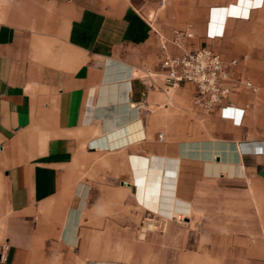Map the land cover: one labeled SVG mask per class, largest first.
Instances as JSON below:
<instances>
[{
	"label": "crops",
	"instance_id": "0c3cea01",
	"mask_svg": "<svg viewBox=\"0 0 264 264\" xmlns=\"http://www.w3.org/2000/svg\"><path fill=\"white\" fill-rule=\"evenodd\" d=\"M17 2L0 21V264H225L201 202L205 185L218 178L264 191V0ZM188 29L192 37L178 48L173 33ZM203 48L237 60L233 73L258 93L233 94L208 111L193 105L192 85L165 90L164 49ZM184 93L189 116L202 124L191 133L171 118L187 103ZM160 140L178 142L174 151L199 160L202 171L194 170L185 217L155 214L164 235L141 233L139 241L138 222L149 210L138 198V157L152 158ZM188 141L226 145L204 150ZM108 168L109 184H120L111 195L115 208H91ZM124 169L132 182L123 181ZM124 185L141 209L126 224ZM107 212L113 234L90 227ZM173 220L181 224H167ZM193 234L200 235L191 245ZM242 245L238 254L250 263L226 264H264V241Z\"/></svg>",
	"mask_w": 264,
	"mask_h": 264
},
{
	"label": "rangeland",
	"instance_id": "374dc122",
	"mask_svg": "<svg viewBox=\"0 0 264 264\" xmlns=\"http://www.w3.org/2000/svg\"><path fill=\"white\" fill-rule=\"evenodd\" d=\"M18 4L17 0H7L6 2H2L0 0V21L8 18L12 11L14 10L15 5ZM16 8V7H15ZM176 96L178 97L177 91ZM183 96L187 103L180 108V111L172 114L171 118L176 122V124L183 123L185 124V129L188 132H193L195 129V124L201 126V123L194 121L193 116H189V103L188 97L184 93ZM187 97V98H186ZM157 109L156 107L154 108ZM186 110V112H185ZM158 111V110H156ZM189 142H196L201 144L206 150V147L218 145V146H225L221 142L216 141H188ZM200 145V146H201ZM129 170L124 169L123 171V181L124 182H132ZM107 181L106 184L102 185H95L93 188V194L90 200L91 208H99V209H114L115 206L111 199L113 197L115 185L120 187L119 181L117 184H109L110 179L114 180L113 169L108 168L107 174ZM124 185V191L126 195L121 199L120 208L125 210L124 212V222L123 224L129 223L131 219V212L132 214L136 213L137 210H140L139 207H132L131 203L134 199L131 189H128ZM135 192V191H134ZM133 192V193H134ZM203 200L201 204L205 209V213L203 216V224L206 228H210L212 231L209 233L215 240L220 242V248L218 249V253L220 254V262H226L235 260L236 262H249L241 254H238L239 251H242L240 247H242L243 242H260L264 241V191L261 187L254 185L250 182H233L231 180H222L218 178L210 183H207L204 187L203 191ZM103 194L109 195L106 200H104ZM110 201H109V200ZM107 203H111L110 207ZM107 215L101 216L100 218L95 217L96 221H93V225L90 227L99 230V231H106L113 234L114 232V216L113 212L105 213ZM99 220H101L99 222ZM126 220V222H125ZM152 220V221H151ZM153 220L159 229L153 230V228L149 227L148 225H154ZM190 219L187 218L181 224L177 220H173L168 222L167 224H181L185 225L189 223ZM141 227L139 228V233H137V239L139 241H144L139 239V235L142 233L143 229H146L147 234H155L156 239L162 234V227L166 224L160 221L159 218H156V215L148 212L147 215L139 220ZM147 225V226H146ZM200 228V227H199ZM197 228V229H199ZM113 231V232H112ZM103 235V234H102ZM200 234H193L191 238H188L190 244L198 239ZM205 238V237H204ZM203 238V240H204ZM126 238L124 237V240ZM114 242L121 243L120 240ZM131 251L129 249H124ZM94 251V250H92ZM101 251V250H97ZM250 263V262H249ZM247 263V264H249ZM223 264V263H221Z\"/></svg>",
	"mask_w": 264,
	"mask_h": 264
},
{
	"label": "built area",
	"instance_id": "2783aa9c",
	"mask_svg": "<svg viewBox=\"0 0 264 264\" xmlns=\"http://www.w3.org/2000/svg\"><path fill=\"white\" fill-rule=\"evenodd\" d=\"M191 37L190 29L175 31L173 43L181 48L183 40ZM238 66L237 60H225L219 53L207 48L193 52L183 51L180 55H171L164 49L161 61L165 90L192 85L196 91L193 105L208 111L229 103L233 94H241L244 91L258 93L259 90L253 82L233 73L232 69ZM250 107L251 105L247 104L245 109Z\"/></svg>",
	"mask_w": 264,
	"mask_h": 264
},
{
	"label": "bare ground",
	"instance_id": "6f19581e",
	"mask_svg": "<svg viewBox=\"0 0 264 264\" xmlns=\"http://www.w3.org/2000/svg\"><path fill=\"white\" fill-rule=\"evenodd\" d=\"M207 36L209 38H222L224 32L215 37H211L209 34ZM131 126H128L126 129L131 128ZM135 140L136 138L134 137L133 141ZM154 144L157 148L155 152L152 151L154 153L152 158L138 157L139 166L136 171V176L138 198L141 203L140 207L142 209L146 207L149 212L166 219H183L189 211V199L192 197L195 184L194 174L196 172L198 174V171L200 172L201 170H197L195 166H198L200 161L179 156L174 151V148L178 147V142L172 143L160 140V142H154ZM201 162L203 165V161ZM195 169L197 171L194 173ZM133 184H135L134 180ZM153 222L154 225L148 226L153 228V230L158 229L159 226L156 225L155 220ZM145 228L142 234L146 233Z\"/></svg>",
	"mask_w": 264,
	"mask_h": 264
}]
</instances>
